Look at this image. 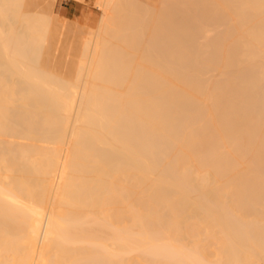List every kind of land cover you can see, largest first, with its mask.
Listing matches in <instances>:
<instances>
[{
	"label": "bare ground",
	"instance_id": "1",
	"mask_svg": "<svg viewBox=\"0 0 264 264\" xmlns=\"http://www.w3.org/2000/svg\"><path fill=\"white\" fill-rule=\"evenodd\" d=\"M44 1L0 0V264H264V0H100L71 80Z\"/></svg>",
	"mask_w": 264,
	"mask_h": 264
},
{
	"label": "rangeland",
	"instance_id": "2",
	"mask_svg": "<svg viewBox=\"0 0 264 264\" xmlns=\"http://www.w3.org/2000/svg\"><path fill=\"white\" fill-rule=\"evenodd\" d=\"M42 1H44V0H42ZM49 1V0H48ZM52 0H50L49 2H51ZM55 1V2H54ZM141 2H143L144 3V7L145 8H147V10L150 8V10L151 11H153V12H155V10H153L152 9V7H155L156 9H159V7H161L160 6V2H157V1H159V0H140ZM149 1V2H148ZM151 1V2H150ZM45 2V4H46V0L44 1ZM49 2H47V3H49ZM154 2V3H153ZM52 3L54 4V5H52L51 3H49L48 5H49V7H46V8H48L47 10H49V11H47V12H49V13H52L51 15L53 16V17H55L54 19H56V20H54V22H55V26H54V23H52V25L50 24V26H51V31H55V30H57V28H58V32L59 33H61L62 35L64 34V38H66L68 41H67V43L66 44H64V45H66L67 46V44H68V46L67 47H64V45H63V50L65 51V52H63L62 51V48H60V50H57L56 48L54 49V50H57L56 51V54H54V52H52V54L53 55H51L53 58H54V56H57V58H54L55 59V61L54 62H56L57 60L56 59H58L59 61L61 60L62 61V59H64V61L62 62L63 63V67H62V65H59V67H62L61 69H60V74H62L63 75V73L65 74V75H67V78H69L70 79V77H71V79L75 76V68L77 67V65L79 64V60L81 59V57H82V53H81V51H82V48H81V42L83 43L84 42V40L85 39H87L89 36H90V33L91 34H93V33H97V31L99 30V29H103V28H98V26L100 27V25L102 26V24H101V20H102V16H101V14H102V8H100V6H99V4H100V0H53L52 1ZM95 3V4H94ZM143 3H142V5H143ZM153 3V4H152ZM157 3H159V7L157 6ZM51 4V5H50ZM149 4H152L153 6L152 7H148L147 5ZM47 4H46V6H48ZM94 5V6H93ZM52 6H53V8H52ZM99 6V7H98ZM158 7V8H157ZM154 8V9H155ZM37 9V8H36ZM51 9H52V11H51ZM35 11V10H34ZM37 11H38V9H37ZM37 11H35L34 13H36ZM100 19V20H99ZM69 22V23H68ZM72 24V25H71ZM99 24V25H98ZM61 25H62V27H61ZM73 26V27H72ZM70 27H71V30H70ZM103 27V26H102ZM54 30H53V29ZM67 29V30H66ZM74 29V30H73ZM98 29V30H97ZM77 30V31H76ZM85 32H84V31ZM72 31V32H71ZM68 32H69V34H68ZM76 32V33H75ZM78 32V33H77ZM85 33H87V34H85ZM101 33V32H100ZM68 34V35H67ZM75 34V35H74ZM102 34V33H101ZM48 35V34H47ZM72 35V36H71ZM76 35H79V37L78 36H76ZM84 35V36H83ZM66 36H68V37H66ZM71 36V37H70ZM75 36H76V38H75ZM87 36V37H86ZM73 37V38H72ZM64 38H63V41H64ZM84 38V39H83ZM115 38V40L112 38V41H111V43H113L114 45H117L118 43H116V42H118L119 41V39H118V41H117V39H116V37H114ZM65 39V40H66ZM82 39H83V41H82ZM77 41L78 40V42H73V41ZM116 41V42H115ZM66 42V41H65ZM74 43V44H73ZM116 43V44H115ZM71 44V46L72 47H70L69 45ZM113 45V46H114ZM71 48V49H69V48ZM74 47V48H73ZM78 47V48H77ZM80 47V48H79ZM68 48V49H67ZM74 49H77V50H74V52H73V50ZM81 49V50H80ZM67 50V51H66ZM60 51V52H59ZM76 51V52H75ZM72 52V53H71ZM63 55H62V54ZM67 53V54H66ZM73 54V55H71V54ZM78 53V54H77ZM81 55H80V54ZM61 54V55H60ZM64 54H66V55H64ZM75 54V55H74ZM76 55H77V57H76ZM62 56H64V57H62ZM66 56V57H65ZM62 57V58H61ZM73 57V58H72ZM75 57V58H74ZM72 58V59H71ZM80 58V59H79ZM70 60V61H69ZM77 60V61H76ZM59 61H57V63L59 62ZM61 61L59 62V63H61ZM52 63V64H50V65H52V67L49 65H47L49 68H55L54 66H58L57 64H55V63ZM64 62L65 63H67V64H64ZM69 62H71V63H69ZM61 63V64H62ZM77 63V64H76ZM55 64V65H54ZM67 65V66H66ZM71 66V67H70ZM74 66V67H73ZM76 66V67H75ZM63 68H65V69H63ZM68 68H69V71H68ZM55 69H57V70H59V68L57 67V68H55ZM73 69V70H72ZM54 70V69H53ZM52 70V71H53ZM55 71V70H54ZM63 71V73H61ZM64 71H66V72H64ZM68 71V72H67ZM74 71V72H73ZM71 72V73H70ZM54 73H56V72H54ZM57 74H59L58 72H57ZM69 74H70V76H69ZM74 74V75H73ZM65 75H63V76H65ZM73 75V76H72ZM70 79V80H71ZM45 144V145H44ZM49 145L50 147L52 146V144H50V143H39V146H42V148L43 147H49V146H46V145ZM39 151V150H38ZM190 246V245H189ZM191 247V246H190ZM190 247H188V248H190ZM213 259H214V257H213Z\"/></svg>",
	"mask_w": 264,
	"mask_h": 264
}]
</instances>
